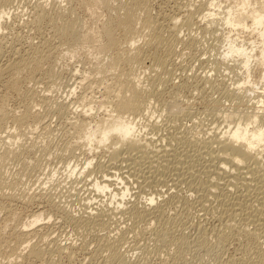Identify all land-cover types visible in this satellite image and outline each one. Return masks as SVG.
<instances>
[{"label":"rangeland","instance_id":"rangeland-1","mask_svg":"<svg viewBox=\"0 0 264 264\" xmlns=\"http://www.w3.org/2000/svg\"><path fill=\"white\" fill-rule=\"evenodd\" d=\"M2 1L0 0V5L3 6L4 3ZM236 1L215 0L213 3L214 7L210 9L208 7L211 2L210 0H147L146 6L148 9H146L147 7L145 10H143L144 7L137 8L140 11L141 9L143 10L140 12L143 16L138 13V10L134 9L136 10L135 19L138 20V23L136 22L138 24L136 25L138 28L136 29L138 31L137 34H141L143 38L148 35V33L146 34V30L149 32V27L147 29V26L143 22L147 14L153 20L166 26V29L163 30V36L166 37H163L165 38L166 43H164L166 45L163 43L161 47H155L156 43L154 45L153 43L147 44L148 38L143 42L144 39L141 40L142 38L140 37L141 39L138 42V46L140 47L138 48H140L141 54L143 53L141 59L142 61L145 60L143 62L145 65L142 64L143 68L140 66L138 67L140 70H135L139 71L135 73L141 82H144L143 85L146 86L148 84L147 86H149L152 82L148 87L150 89H148L147 95L151 107L149 109L150 113L146 112L142 115L141 119H136L138 123L137 127L140 128L139 130L142 134L148 135V138L151 137L152 143H156L158 140V144H154L161 145L162 149L171 147L179 153L182 152V149H186L190 150V152L192 151L191 153L193 154L191 155H194V151L200 150L204 144L213 142L214 136L220 135L222 131L227 129L226 120L231 121L230 123L233 125L234 112L254 111L255 100L253 98L255 95H252V91L255 88L251 86L242 88L238 85V83L247 79V75L244 74L243 70H240L238 63L233 65L234 62L228 61L229 59H224L222 56L225 46H227L225 39L229 37V32H234L222 22L226 15L225 7L230 3L233 6ZM38 3L40 6L41 4L44 6V8H41L44 9V13L47 11L48 18H52L53 16V19L46 17L39 24L41 26H39V29L34 19L36 18V12H40V6L37 8ZM131 3L132 0H10L4 5L6 6V10L3 17H1L0 10V68L8 63L9 60L16 57V50L17 53L30 51L28 50L30 45L35 48L41 41L47 42L46 45H48L47 49H45L44 53L46 55L44 57H35V59L40 60L41 66L40 70L35 72L36 74L34 73L35 76L33 75L32 77L33 81L31 82L29 78V80L26 79L27 73L22 75V91L28 93L30 90L29 93L31 94L32 91V94L35 96L32 97L31 94L29 98L26 97L25 101L23 98L20 99L22 95H17L9 90H5V88L2 89L4 87L2 85L6 82L5 80H7L8 75L2 73L3 71L1 72L3 75L0 74L2 77L0 78V90H3L0 92H9L7 110L8 112L10 110L11 116L14 118L21 117L26 107H28L29 111L32 108L31 114L33 116L37 114L40 120L37 128L30 126L32 125L31 123L28 124L29 126H26L27 124L25 125V123L21 124L22 126H18L16 124L13 125V121L12 123L8 121V124L5 123L6 127L4 124L5 129H0V138H2L0 140L3 141L0 142V158L5 149L10 148V150H13V155L5 157L0 161V170L2 171L0 172V186L5 183V185H8L0 187V195L6 197L8 194V198L12 197L14 199L13 203H11L14 206L11 205V208L12 213L15 212L16 215L12 214V216L15 219L17 217L15 220L11 216V218H4V214H0L1 263L7 262V259L13 260L14 254L21 253V250L18 245H15L17 243L13 239H15L17 229L28 220V216L37 210L39 204L32 203L24 206V204H19L15 201L18 200L17 202H20L19 199L26 198V196L30 198L33 195H42L44 204H41V206L44 207L43 211H45L44 213L47 218L44 217L43 222L40 221L37 226L47 223L46 230L43 233L52 235L49 236L48 241L55 240L60 245L73 247V251L69 255L67 252L65 254H55L54 245L51 247V245L44 246L39 243L43 248L45 247L44 251L46 248H49L46 250L47 252L45 251L46 254L44 252L42 258L44 259L42 261L46 264H51L52 262V264H256L262 257L264 260V235L262 234L255 239L244 236L243 234L245 233L241 226L242 221L240 222L239 219L232 220L231 225L227 224L223 219L226 216L224 214V206L218 204V202H222L220 201L222 197L221 199L219 196L210 197L212 199L207 197L208 200L200 204L194 198L195 194H192L191 197H188V199H191L181 200L177 204L179 207L177 206L175 209L167 212L166 223L168 224H164V219L163 223L160 222V224H150V226H147L148 224L145 221V223L136 222L129 219L128 214L123 213L128 206L130 210L134 205L140 207L146 204L148 192L145 191L146 188L144 190L137 189V186L133 182L134 190L132 189V191L135 194H127V198L124 200L126 201L125 205L119 207L120 213L118 210L116 213L112 210L113 207H111L115 203V200L113 202V199L110 197L109 192L111 188L102 193L97 192L91 187L95 180H103V174H106L107 171L111 172V170H115L118 173L126 171L125 167H122L123 169L118 167V163H121L120 157L115 159L111 155L110 158V154L105 149H89L85 145L86 143L84 144L81 136H79L81 131V127L79 126L84 127V124L88 123L87 121H89L87 125L91 126L96 121V118L103 116V109L96 108V104L94 105L93 101L101 100L100 96L102 95L104 98L106 97L105 84L106 88L109 87V84L112 85V88L109 90L113 89V91H116L113 85L114 82L111 81L118 80L121 77H117L115 74L120 73L121 70H124L123 75H125V72L126 74L128 73V66H126L128 63L126 62L127 64L125 65V61L123 60L126 57V53L121 58L123 61L120 60V63H123H119L121 66L118 68L119 71H112V73L115 72L114 76L106 69H103L104 72L106 70L109 74L104 75L102 68L108 66L107 61H109L110 56L109 53L105 52L108 43L107 31L111 30L113 32L115 39H118V42H120L118 45L121 44L119 48L125 49V52H127L124 46V40L126 39L122 30L117 27V20L115 19L117 18L116 16L118 18L123 16L122 12L127 11V9L129 10V7H132ZM218 5L220 8L217 10L215 6ZM208 10H212L209 12L215 14L213 18L208 17L210 14ZM54 11L60 14L58 13V16L54 15ZM49 14L52 16L50 17ZM61 14L63 16L62 19ZM136 15L142 18H136ZM59 16L60 18H58ZM56 18L72 26L73 31L69 36L59 39L55 35L53 31L56 27L55 25L59 24L61 26L63 23H60V20L58 23H55L57 22ZM249 21L247 20V23ZM140 23L142 25H139ZM51 26L53 29H51ZM141 26L145 28L143 29ZM230 35L232 38L240 36L239 41L245 38L246 43L253 40L248 32L239 29ZM141 48L145 49L142 50ZM127 53L128 55L130 54L129 52ZM157 53L156 57H160L164 62V66H161L162 68L154 66L156 64L153 57ZM144 55L146 56L144 57ZM149 62L154 67L150 66ZM99 73H101L102 78L104 76L105 78L102 79ZM260 74L261 68L257 66L253 67L249 80L253 83L258 82ZM106 75L114 78L110 79L111 77L109 78ZM254 92L256 94L259 93L257 90ZM84 97H88L86 102H83L85 100L82 101ZM90 97L91 99H89ZM103 97L102 99H104ZM80 99L82 103L79 102ZM89 101L92 102L90 103ZM29 102H32V106H29L31 105ZM89 108L93 110L84 113ZM109 109H106V111H109ZM96 113L98 116L95 115ZM83 121L85 122L84 124ZM263 122L264 120L261 121L260 125L262 124L264 130ZM46 128L49 130H46ZM2 130L5 134L2 133ZM71 132L73 133L72 135ZM6 135H10L13 138ZM182 139L185 141L184 143ZM187 140L191 141L192 144L189 142L187 144ZM6 142L13 145V147L5 145L7 144ZM3 145L9 147L6 148ZM122 156L127 155L124 154ZM251 162L253 165L259 164V162L260 164L262 163L263 168L260 165L257 166L264 172V151L260 156L253 158ZM198 163L199 161H197ZM68 164H71V166ZM72 165L76 168L78 166L74 174L71 173ZM115 166L117 169H115ZM169 174H172V172ZM132 177L129 178L131 182L133 180ZM118 182L120 183L119 180L113 178V187L117 186ZM131 182L127 183L128 186L131 185ZM121 186L122 184L120 186L118 184V187ZM113 192L116 193L115 191ZM186 192V190L182 191L184 194ZM187 195L190 194L187 193ZM229 195L230 197L232 196L231 194ZM8 198L3 201L5 202ZM17 204L19 205L17 206ZM97 211H105L104 213L107 214V218L111 215L113 218H109L107 229H99L101 231H96L95 234L90 231V228H77L71 222L61 219L63 215L69 213L73 217L76 216L75 218L77 219L91 218ZM109 212L112 213L110 214ZM49 218L51 219L49 220ZM168 226L170 227L168 228ZM164 227L168 228V231L165 233L166 239H161L157 234L161 233L160 231ZM157 229L160 230L157 231ZM248 230L251 229L248 228ZM168 232L169 235H167ZM223 232L228 234V237L226 236L227 240L225 239V241L221 242L217 239L216 235ZM120 235H123V240L117 250L121 255V259L119 261L107 262V257H105L107 253L103 251V248H100L103 243L101 242V238L105 236V238L110 237L113 240ZM181 238H184L188 245L185 244V250L183 248L180 249L177 245L176 240ZM39 241V237H34L31 238L29 244H37ZM15 249L18 252L14 253ZM28 251L29 249L23 251L22 254L27 255ZM9 255L12 257L9 258Z\"/></svg>","mask_w":264,"mask_h":264},{"label":"bare ground","instance_id":"bare-ground-1","mask_svg":"<svg viewBox=\"0 0 264 264\" xmlns=\"http://www.w3.org/2000/svg\"><path fill=\"white\" fill-rule=\"evenodd\" d=\"M9 1L10 0H8V2ZM146 1L147 0H134V1L132 0L131 5L133 8L131 6L130 7L127 6L130 9L132 8L131 10L130 9L128 10L127 7H125L127 9V11L125 9H123L126 11V12L125 11L122 12L124 15L120 16L119 18H118V16H116L117 18L115 19V20H117L116 21L117 27H119L120 30H122V33L124 34V38L126 39V40H124V46L127 49V52L130 53L129 55L127 52H125V49L119 48V46L121 44L118 45L120 42H118V39L117 40L115 39L113 32L111 30L107 31V33H106L107 38H108V43H107L105 52H107V54L109 53L110 56H109V61H107L108 66L106 68L103 67L102 70L106 69V70L110 71V74H112V76H114L113 74H115V72H117L118 68L121 67L119 65L120 60L121 61L124 60L125 65L128 63L126 65V66H128V69L126 68L128 73L126 74V72H125V75H123L124 70H121L122 74H120L121 72L120 73L118 72V74H115V75H117V77L119 76L121 78H118V80L113 79L116 82L110 80L111 82H114L113 85H114L116 91H113V89L109 90L112 88L111 87L112 85H110L109 83H107V84H109L110 88L109 87L106 88V84L104 85V89H106V91L105 90H103V91L106 92V94H107L106 97L104 98L102 95V96H100L101 100H99L97 98V100H99V101L95 102V100H94L93 103H94V105L96 104V108L99 107L100 109H103V113H105V114L102 113V115H103L102 117L96 118V121H94V122L92 121L93 125H91V126L87 125L89 123V121H87L88 123L85 125L84 124L85 120H84L83 121L84 127H82L81 125L79 126V127H81V131L79 133L80 134L79 136H81V139L84 141V144L86 143L85 145H87V147H89V149H93V150L105 149L110 154L109 155L110 158H111V155L115 159L116 158L118 159L120 157L119 159L121 160V163H118L119 164L118 167H120V169H123L125 167L126 171L123 172L121 170L123 173H118L115 170H111V172L107 171L106 174H103L104 179L103 180L101 179L99 181L95 180L91 187H93L97 192H102V193L106 190H110V188H111V190L109 192L110 197L113 199V202L115 200L114 205L111 207H113L112 210L115 212L117 210L118 211L120 210L119 207H123L125 205L126 201H124V200H125V198H127V196H126L127 194H130V195L135 194V192L132 191L134 183L137 186V189L140 188L141 190H144L146 188L145 191H148L147 197H146V204L144 206L137 207L133 203L134 207L131 208L130 210H129V206H128V208L125 206L126 208H125V211L123 213L128 214L127 216L129 217V219L134 220L136 222H144L145 221L146 224H148L147 226H150V224H153V225H155L157 223L160 224V222H162L164 219H165L164 224H168V223H166L167 212L175 209V207L178 206L177 204L181 200L183 201L184 199H187V200L191 199V198L188 199V197H191L192 194H195L194 198H196V201L200 202V204L205 203L206 200H208L207 197L210 198L213 196H219L220 199L222 197V200H220V201H222L223 203L218 202V204L221 206H224V214L226 215L224 217L226 219L225 218H223V219L226 221L227 224L232 223V220L235 221L236 219H239L240 222L242 221L241 222L242 223V225H241L242 230L246 234V235L243 234L244 236H246L250 239H255L262 234L264 235V172H262V170H261V168H263L261 165L262 163L260 164V162H259V164L253 165V163L251 162L253 158L260 156L261 153L264 151L263 150L264 149V130H263L262 124L260 125L261 121L264 120V0H237L233 6H231V3L227 4L228 6L225 7L226 8V10H225L226 15L222 20V22L225 24V26L230 27L231 31H234V32H229L228 33L229 37H227L225 39V44H227V46H225V49L223 51L222 56L224 59H229L228 61L234 62L233 65L238 63L240 70H243L244 74L247 75V79H245L243 77L245 80L238 83V85H240L242 88H245L246 86H251V87L255 88V89L252 88L253 89L252 95H255V97L253 98L255 100V103H254L255 109H254V111H250V112H248V111L234 112L233 113V117H234L233 118V125H232V123H230L231 121L226 120L225 122L227 124L226 125L227 129L225 131H222L220 133V135H218V136L215 134L216 136H214L213 142L211 141V143H208V144L203 143L204 144L203 147L201 149L199 148L200 150L194 151V155H191V154H193V153H191L192 151L190 152V150H186V149L185 150L182 149V152L179 153L178 151H176V149L169 147L171 145L168 146L169 148L166 147V148L162 149V147H160L161 145H155L158 142V140L156 143L155 142L152 143L151 137L149 136L150 138H148V135L142 134L141 131L139 130L140 128L137 127L138 123L136 122V119L137 120L141 119L142 115L146 112L148 113L150 111L149 109H151L150 103L148 100L149 98L147 95H148V89H150L148 87L152 83V82L150 83L148 81L150 83V85L147 86L148 84L146 83L147 84L146 85L147 87H146L145 85H143L144 82L142 83L141 80L139 79V77L136 76V73L139 72L138 70H140V68H138V67L141 66L143 68V65H145L143 63V62H145V60L142 61V59H141V56H143L142 55L143 53L141 54V50H140V48H138V47H140V46H138V42L141 38H142L141 40L144 39L143 42L145 41L146 38H148L147 39L148 41H146V42H148L147 44L153 43V45H154L156 43L155 47H161L163 45V43L165 42L164 39L166 38L165 36H163V34H164L163 30L166 29V26H163L162 23L160 24L157 21L153 20V18L150 17V15H148V14L147 15L145 14L146 17L144 16L145 20L143 21L147 27L145 25L144 26L147 29L149 27V32H148V30H146V34L148 33L147 37L143 38L141 36V34H137L138 31L136 29H138V28L136 27V25H138L137 24L138 20L135 19V13H136V10H138L137 8H139V7H144L143 10H145V8L147 7ZM210 1L211 2H210L208 7H210V9H211L214 7L213 3L215 0H210ZM2 2L4 3V5H6L8 3L7 0H3ZM215 5H217V4H215ZM0 6H1L0 7L1 8L0 9L1 10V17H3V15L5 14V10H6L5 7L6 6H4V7L2 5H0ZM39 6H40V4L38 3L37 8ZM41 7L44 8V6L41 4V6L39 8L40 12L39 13L36 12V15H35L36 18H34L35 21L37 22L38 29L40 26L39 24H41V22L48 15V14H46L47 11H45V13H44V9H42ZM215 8H217V10H218L220 7L218 5V6H215ZM134 9H136V10H134ZM146 9H148V7ZM36 10L38 11V9H36ZM143 10L141 9V11H143ZM141 11L138 10V13H140ZM209 11H212V10H208V13H210L208 15V17L213 18L215 16V14H213V12L211 13ZM58 13L55 12L53 14L57 15ZM140 14H142V13H140ZM51 16L52 15H50V17ZM57 16H55V17H57ZM60 16H62V14ZM60 16L58 18H60ZM141 16H143V14ZM141 16H137L136 18L141 17ZM62 18H63V16L61 17V19ZM141 18H140V20H141ZM48 19H53V16H52V18H48ZM61 19H59L60 23L63 22V21L61 22ZM55 20H57V22H55L54 20L53 21L55 23H58L59 20L57 18ZM115 20H114V22H115ZM247 20H250V21L247 23ZM32 22H34V21L32 20ZM47 22L49 23V21H47ZM37 25H35V26L37 27ZM45 25L47 26V24H45ZM50 25H52V24H50ZM53 25H55V24H53ZM139 25H142V24L140 23ZM186 25H188V24H186ZM55 26H56L55 29H53L52 26H51L52 27L51 29H53L55 35L57 37H59V39L69 36L73 31L72 26L65 23V22H63L61 24V26L59 24L55 25ZM145 27H142V28L144 29ZM238 29L242 30L244 32H248L252 36L253 40H251V42L246 43V41L244 40L245 38H243V40L239 41L240 36H238V37L235 36V38H232L230 34H234L235 32H237ZM142 35L145 36V34H143V33H142ZM163 37H165V38H163ZM46 43L47 42L41 41V43L35 48L29 44L30 47L28 50H30V51H27V52L25 51L24 53L23 52L17 53V50H16V52L13 50L15 52L16 57L9 60L8 63L4 64L0 68V74L1 75H3L2 73H4L5 75L6 74L8 75L7 80H5L6 82L2 85V86H4V87H2V89L5 88V90H9L13 93H16L17 95H22V97L20 99L23 98V99H25V101L27 99L26 97L29 98L31 96L32 91L30 94L29 93L30 90H29L28 91L29 94H28V93H25L24 91H22L23 89H21V87H22L21 86L22 75L27 73L26 79L29 78V79H31V82L33 81L32 77H33L34 73L38 72L40 70V66H41L40 60L35 59V57L41 58V57H44V55H46L44 53L45 49H47V47H48V45H46ZM144 49H142V50H144ZM142 52H145V51H142ZM125 53H126V57H125V59L123 58V60H122L121 58H122V56H125ZM156 55H158V53L155 54V56L153 57L156 65H154V64L153 65L156 66L157 68H159V66H160V68H162L164 66V62L162 61V59H160L159 56H158L159 58H157ZM145 56L146 55H144V57ZM110 57H111V60H110ZM108 62H109V64H108ZM122 63L123 62H121L120 64H122ZM150 66H152L151 63H150ZM154 66H152V67H154ZM236 66H238V65H236ZM255 66L261 68V74H260L258 82L253 83L249 80V78H250L251 73H252V68ZM136 69H138V70L135 71ZM98 70H101V69H98ZM106 70H105V72L103 70L104 75L108 73V72H106ZM112 71H115V72L112 73ZM101 73H99V75ZM41 74H43V73H41ZM1 75H0V78H2ZM104 75H102V76H104ZM106 76H108V75H106ZM100 77H101V75H100ZM103 78H105V76ZM112 78H114V77H111L110 79H112ZM23 79H24V77H23ZM150 81H152V80H150ZM153 82H154V80H153ZM105 83H106V81H105ZM152 87H153V85H152ZM33 90H34V88H33ZM255 90H257L259 93L260 92L261 93L259 94L257 92L258 94H256L254 92ZM1 92H0V129L1 128L5 129V127H6L5 123H7L8 121H11V123L13 121V123H14L13 125L16 124L18 126L21 124L23 125V123H25V125L27 124L26 126H29L28 124L31 123L32 125H30V126H33V127L35 126L37 128V125L40 124L39 123L40 120L38 119L37 114H36V116H33L31 114L32 108L30 107L31 109L29 111L28 107H26L25 111L23 110L24 114L21 112L23 115L19 118L12 117L11 114L9 113L10 110H9V112L7 110V105H8L7 100L9 99L7 97H9L8 96L9 92L8 93L7 92L1 93ZM33 96H35V95L32 94V97ZM102 97L104 99H102ZM17 98H18V96H17ZM85 98L86 97L82 98V101L85 100L83 102H86V100L88 99V97L86 99ZM30 99H32V98H30ZM89 99H91V97ZM34 102H35V100H34ZM79 102H81V99ZM89 102L91 103L92 101H89ZM25 103H27V102H25ZM25 106H26V104H25ZM29 106H32V104ZM108 108H110L109 111H106V109H108ZM92 110L93 109L89 108V110L85 111L84 113L89 112V111L91 112ZM84 113H83V115H84ZM12 114H13V112H12ZM95 115H97V113ZM15 116H17V115H15ZM9 119H11V120H9ZM79 120L82 121L81 119H79ZM4 124H5V127H4ZM77 125H79V124H77ZM250 126H251V128H249ZM47 128H46V130H49ZM223 129H224V127H223ZM5 131H7V130H5ZM2 133L5 134L4 131ZM184 133H185V131H184ZM72 134L73 133L71 132V135ZM77 134H78V132H77ZM7 137H10V135H8ZM10 138H13V137H10ZM0 139H2V138H0ZM155 139H157V138H155ZM202 139H204V138H202ZM1 141L2 140H0V142ZM9 141H8V143H9ZM182 141H183V139H182ZM184 142L185 141H183V143ZM187 142L192 144L191 141L187 140L186 143ZM208 142H210V141H208ZM8 143L5 145H9V146L13 147V145L8 144ZM159 143H160V141H159ZM5 145H3V146L6 147ZM9 146H7V147H9ZM194 146H196V145H194ZM197 147H198V145H197ZM203 148H204V150H203ZM260 150H262V151H260ZM124 154L127 156H122ZM11 155H13V150H10V148L5 149L4 153L2 154V157L0 158V161L2 159H4L5 157L11 156ZM112 160L114 161V159H112ZM197 161H199L198 164H197ZM110 162H111V159H110ZM68 165L71 166V164H68ZM257 165H260L261 168ZM116 166H115V169H117ZM72 167H73V165H72ZM77 168H78V166H77ZM77 168L73 167L71 169V173L74 174L75 170H77ZM85 170H87V168H85ZM0 172H2V171L0 170ZM170 172H172V174H169ZM18 175H19V177H21L20 174H18ZM131 176H133L132 182L129 179ZM113 178L119 180L120 183L118 182V184H119V186L122 184V186L118 187V184H117V186L113 187V183L115 182L114 181L112 183ZM2 179H4V178L2 177ZM129 182H131L130 183L131 185L129 184L130 186H128V184H127ZM5 184H3L2 186L3 187L8 186ZM114 185H115V183H114ZM2 186H0V187H2ZM185 190L187 191L186 194L182 193V191H185ZM113 191H115L116 193H114ZM187 193H189L190 195H187ZM229 194H231L232 196L230 197ZM7 195H6V197H4V195H0V214H4V216H5L4 218H8L11 216L12 218L15 219V217L12 216V214H15V212L12 213V208H11L12 206H14L13 204H11V203H13L14 199L12 197H11L12 199L8 198L9 196L7 197ZM182 196H183V198H181ZM6 198H8V200H6L4 202L3 200H5ZM210 199H212V198H210ZM17 201L18 200H16L15 202L19 203V204H24V206L27 204H32V203H36L39 205L37 207V210L35 212H33L30 216H28V220L24 224L23 223L21 224L20 228H18L19 226L16 227V228H18L17 229L18 231L16 233L15 239H13V240H14V242L17 243L15 245H18L19 249L21 250V253L20 254H17V253L14 254L17 251L16 250L17 248L15 246L16 249L13 253L14 254L13 260L7 259L8 260L7 262H5V263L0 262L1 264H46L45 262L42 261V260H44L42 258L44 256L43 255L44 252L49 248H46V250L44 251L45 247L43 248L40 244H43L44 246L45 245H49V246L51 245V247H52V245H54L53 247L55 248V252H54V250H53V252L55 254L56 253L65 254L67 252V254L69 255L70 253H72L73 247L71 248L69 246L60 245L55 240H51V239H50L51 241H48L49 236H52V235H49V234L47 235V233L46 234L43 233L44 230H46L47 223H44L41 226L40 225L37 226V224H39L40 221L43 222L44 217L47 218V216L44 213L45 211H43L44 207L41 206V204H44V202L42 201V195H33L30 198H27V196H26V198L19 199L20 202H17ZM215 201L217 202V200H215ZM133 202H134V200H133ZM212 202H213V200H212ZM19 204H17V206ZM214 204H216V203H214ZM197 205H198V203H197ZM204 205H206V204H204ZM126 209H128V211H126ZM222 210H223V208H222ZM104 212H102V211L98 212L97 211V213L95 215L91 214V215H94L92 217L90 216L91 218L85 217L83 219H80V218L77 219V218H75L76 216L73 217V216H71L72 214L69 213V214L63 215L61 217V219L64 221L66 220L67 222L68 221L71 222L77 228L78 227L90 228V231L92 233L94 232V234H95L96 231L97 232L101 231L99 229H107L108 228L107 227V225L109 224L108 221L110 220L109 218L112 215L109 216V218H107V214H105ZM112 212H109V213L111 214ZM109 213H108V215H109ZM119 213H120V211H119ZM111 218H113V217H111ZM16 219H17V217H16ZM29 219H31V220L29 221ZM50 219L51 218H49V220ZM15 220H12V221H15ZM202 220H204V219H202ZM8 221H9V219H8ZM4 225H5V223H4ZM169 227L170 226H168V228ZM168 228L164 227L163 230L160 231L161 233L157 234V236L158 237L160 236L161 239H164L166 237L165 233H167ZM248 228H250L251 230H248ZM160 229H162V228H160ZM160 229H157V231H159ZM223 229H225V228L223 227ZM227 229H229V228H227ZM240 231H241V229H240ZM169 232L171 233V231H169ZM169 232L167 235H169ZM223 233L216 235V237H218L217 239H219V241H221V242L225 241L226 236L228 235V234H225V233L223 234ZM242 233H241V235H242ZM239 235H240V233H239ZM34 237L35 238L39 237L40 241L37 242V244L30 245L29 243L31 241V238H34ZM103 237L104 238H101L102 239L101 242H103V243L102 244L100 243L101 244L100 248H103V251L105 253H107L106 254L107 256L105 255V257H107V259H106L107 262L108 261L109 262L119 261L121 259V255L117 249L123 240V235L117 236L113 240L110 237H108V238H105V236H103ZM97 239H99V238H97ZM176 241H177L178 247H180V249L181 248L184 249V246L186 244V240H184V238H181V239H178ZM22 246H26V247H22ZM27 249H29L27 255H23L22 254L23 251H25ZM46 252H45V254H46ZM49 253H51V252H49ZM48 255H52V254H48ZM58 256H60V255H58ZM11 257L12 256L9 255V258H11ZM49 261H51V260H49ZM49 261H48V263H49ZM256 264H264L263 257L261 258L260 261H257Z\"/></svg>","mask_w":264,"mask_h":264}]
</instances>
